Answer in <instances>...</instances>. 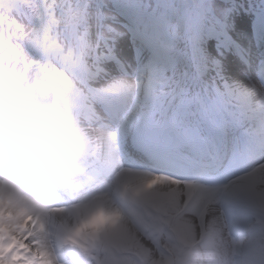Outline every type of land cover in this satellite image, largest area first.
<instances>
[{"label": "bare ground", "instance_id": "bare-ground-1", "mask_svg": "<svg viewBox=\"0 0 264 264\" xmlns=\"http://www.w3.org/2000/svg\"><path fill=\"white\" fill-rule=\"evenodd\" d=\"M118 52L124 53L121 49H118ZM126 56L129 58L127 54ZM157 65L163 67L161 64ZM212 65L218 68L221 75L219 80L216 74L210 75L212 80H218L221 94L219 97L217 94H211L214 97L213 103L218 102L222 106H227V103H237L239 106L245 100L246 106L249 107L256 95L257 97L260 96V90L257 88L254 76L248 75L245 69H241L236 59L225 57L213 62ZM146 66L147 64L144 65V67ZM141 74H144V70L141 71ZM222 83H224V87L221 86ZM212 89V85H207L201 90V93L213 92ZM226 90L227 93L225 94ZM224 97L227 103L221 100ZM195 100L201 101L200 98H195ZM202 100L206 99L202 98ZM145 109L146 107L143 108V110ZM202 114L203 112H198L196 116L201 118ZM136 117L133 121L138 122ZM254 117L260 122V125H264V118L259 115ZM195 121L201 124H192L190 130L195 128L194 125L199 128L204 125L201 120L195 119L194 123ZM129 126L130 123H126V127ZM132 128L133 126L129 127L128 133ZM85 131L84 136L87 138V145L92 151L102 152L105 155L108 149H112L115 145L114 138L107 133L103 135L95 128H86ZM108 154L112 155L110 151ZM131 174L126 175L121 182L114 184L113 197L123 204L124 211H118L112 205H107L103 210H98L95 201L92 205L84 207L87 214L82 218L77 214L79 210L73 206L69 208V211L60 209L57 213L53 210L45 211L40 208L23 209L15 204L19 197L14 190L5 191L0 187V216H3L7 221L6 223L0 221V229L4 230L11 242L20 246H28V242L25 243V240L28 241L29 234L23 230L32 227L34 234L36 231L37 237L36 239L32 237L29 241L33 242L35 249L40 253L41 261L45 264H52L51 253L47 252L45 247L46 219L50 218V223L54 227L56 226L60 235L68 236L70 232L73 233L75 251L81 255L79 260L90 257L93 259L92 264H108L112 254L120 256L122 255L121 252L123 250L128 251L129 247H134L140 253H153L154 249L151 243L142 235V232L144 233L146 230L145 215L152 211H159L168 216L165 224H169L174 217H179L175 222V233H178L180 237H185L191 245L201 242V238L205 234L203 243L199 245H203L206 248V253L219 264H231L232 245L226 236L225 223L218 211V202L213 193L207 192L203 188L194 190L193 186L182 185L163 175L152 177L147 174ZM231 188L235 189L232 191V195H236L239 199L245 196V190L252 194L249 196V201L263 205L264 212V165L251 181L244 184L245 190L239 188L238 183ZM229 197L227 195L224 202L229 200ZM183 211L185 213L180 216ZM46 212L50 217H46L48 215ZM189 212L197 217L198 226L186 218V213ZM35 221L36 224H34ZM153 224L154 233H159L162 227L156 223ZM88 239L103 240L99 260L91 248H81V243ZM121 261L122 258L118 257L115 264H121Z\"/></svg>", "mask_w": 264, "mask_h": 264}, {"label": "clouds", "instance_id": "clouds-1", "mask_svg": "<svg viewBox=\"0 0 264 264\" xmlns=\"http://www.w3.org/2000/svg\"><path fill=\"white\" fill-rule=\"evenodd\" d=\"M82 128L59 106L16 107L5 98L0 102V177L19 183L37 199L48 195L51 187L44 173L49 165L72 168L83 160ZM186 218L198 226L193 213H186Z\"/></svg>", "mask_w": 264, "mask_h": 264}, {"label": "rangeland", "instance_id": "rangeland-1", "mask_svg": "<svg viewBox=\"0 0 264 264\" xmlns=\"http://www.w3.org/2000/svg\"><path fill=\"white\" fill-rule=\"evenodd\" d=\"M143 261H145L146 263H148V264H154L153 262H152V260H148V259H146V260H143ZM8 260L6 261V263L8 264ZM214 264V263H213Z\"/></svg>", "mask_w": 264, "mask_h": 264}, {"label": "snow or ice", "instance_id": "snow-or-ice-1", "mask_svg": "<svg viewBox=\"0 0 264 264\" xmlns=\"http://www.w3.org/2000/svg\"><path fill=\"white\" fill-rule=\"evenodd\" d=\"M5 243H7V241H5ZM25 243H27V240H25ZM16 251H17V249H16L15 247H13L12 252L14 253V252H16ZM19 251L22 252V249H20Z\"/></svg>", "mask_w": 264, "mask_h": 264}]
</instances>
